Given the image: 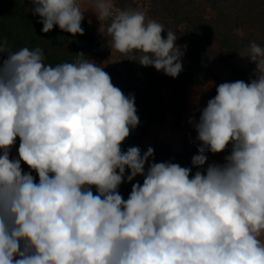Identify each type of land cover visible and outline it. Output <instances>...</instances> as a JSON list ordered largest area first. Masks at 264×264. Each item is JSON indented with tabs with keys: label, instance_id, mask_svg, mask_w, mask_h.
<instances>
[{
	"label": "clouds",
	"instance_id": "9594fccd",
	"mask_svg": "<svg viewBox=\"0 0 264 264\" xmlns=\"http://www.w3.org/2000/svg\"><path fill=\"white\" fill-rule=\"evenodd\" d=\"M30 2L44 33L58 26L84 35L81 0ZM92 4L101 27L110 21L112 51L180 74L183 51L173 30L165 39L164 25L144 12L114 10L111 0ZM4 52L0 264H264V48L253 42L239 53L255 64V79L221 83L202 109L192 165H205L206 151L231 144V153L192 178L190 168L170 162L145 172L151 147L143 155L138 147L121 150L140 122L134 96L83 53L46 65L40 47L13 52L0 38ZM17 137L19 159H9ZM126 168L127 181L144 180L124 200L118 188Z\"/></svg>",
	"mask_w": 264,
	"mask_h": 264
},
{
	"label": "trees",
	"instance_id": "16d2710c",
	"mask_svg": "<svg viewBox=\"0 0 264 264\" xmlns=\"http://www.w3.org/2000/svg\"><path fill=\"white\" fill-rule=\"evenodd\" d=\"M142 12L147 19L155 20L164 25L161 33L166 39L167 30H173L187 44V50L181 57L182 71L178 75L185 83L200 86L216 78L219 63L212 54V48L218 47L228 55V61L222 64L230 82L243 80L250 83L255 79V64L248 57H241L239 53L247 49L251 43L264 48V0H143ZM135 10L132 0H125ZM119 4V3H118ZM33 4L30 0H0V38L7 40L11 51L15 52L23 47L35 49L40 47L44 52V63L55 66L59 63L74 62L75 54L83 53L89 60L105 50L102 39L91 29L84 18L81 27L84 35L62 31L58 26L48 33L42 31L43 25L38 21V15H33ZM117 9L126 10L119 4ZM110 21L105 24L108 26ZM139 56V53H136ZM8 58V53H0V64ZM107 70L114 86L118 87L126 96L133 95L139 124H161L166 118V106L162 95L161 77L163 70L157 71L152 66H142L136 61L128 60L127 56L118 54V64L113 66L106 59ZM219 86V85H218ZM217 86V87H218ZM216 89L208 96L207 102L214 98ZM137 125V126H138ZM136 126V127H137ZM135 128L130 130L129 136L121 144V150L126 152L132 145ZM20 138L17 137L9 150V159H19ZM202 144L188 139L187 148L181 154L172 155L168 149L153 148V156L145 164L147 171L151 158L155 163H177L181 167L191 169L190 178L196 171L206 174L209 164H224L225 157L231 153V144L220 153L206 151L205 165H192V157L198 155ZM148 148L140 149L141 155ZM3 150L0 149V155ZM153 161V160H152ZM23 173H31L34 182L39 183V176L35 170L21 161ZM130 170L126 168L124 182L118 192L127 200L132 185L143 184L144 176L138 175L131 182L127 181ZM52 175V174H50ZM97 195L95 186H90Z\"/></svg>",
	"mask_w": 264,
	"mask_h": 264
},
{
	"label": "rangeland",
	"instance_id": "374dc122",
	"mask_svg": "<svg viewBox=\"0 0 264 264\" xmlns=\"http://www.w3.org/2000/svg\"><path fill=\"white\" fill-rule=\"evenodd\" d=\"M114 10L117 9L119 4L125 6L126 9L131 8L130 3L125 0H111ZM119 3V4H118ZM135 5V10L143 11L145 1L132 0ZM81 7L84 10L83 16L89 23L91 29L102 39L105 50H101L92 61L106 72L107 64L106 59H109L111 65L118 64L117 51L111 50L110 38L106 37V22L97 18L93 12L92 0H81ZM176 45L181 47L185 52L187 44L185 41L176 34ZM183 46H186L183 47ZM212 54L219 63V68L216 69V78L209 83L193 86L185 83L179 76L173 78L168 75L161 77L162 95L166 106V118L161 124H142L138 125L134 132L132 145L141 149L142 147H162L169 150L172 155L181 154L186 150L188 139L197 140V132L195 130V123L199 121L202 109L207 106V96L217 88L218 85L224 82H230L229 77L222 64L228 61V55L225 51L218 47L212 48ZM153 160V161H152ZM155 163V159L151 158L150 164ZM264 242V235L260 237Z\"/></svg>",
	"mask_w": 264,
	"mask_h": 264
}]
</instances>
